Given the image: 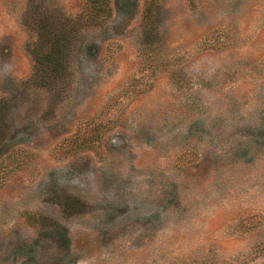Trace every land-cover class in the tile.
I'll use <instances>...</instances> for the list:
<instances>
[{
    "label": "rangeland",
    "instance_id": "obj_1",
    "mask_svg": "<svg viewBox=\"0 0 264 264\" xmlns=\"http://www.w3.org/2000/svg\"><path fill=\"white\" fill-rule=\"evenodd\" d=\"M0 264H264V0H0Z\"/></svg>",
    "mask_w": 264,
    "mask_h": 264
},
{
    "label": "trees",
    "instance_id": "obj_2",
    "mask_svg": "<svg viewBox=\"0 0 264 264\" xmlns=\"http://www.w3.org/2000/svg\"><path fill=\"white\" fill-rule=\"evenodd\" d=\"M105 2L106 0H88V10H91L92 12L95 10V13H98L104 9Z\"/></svg>",
    "mask_w": 264,
    "mask_h": 264
}]
</instances>
